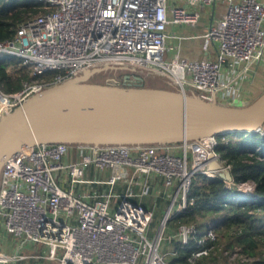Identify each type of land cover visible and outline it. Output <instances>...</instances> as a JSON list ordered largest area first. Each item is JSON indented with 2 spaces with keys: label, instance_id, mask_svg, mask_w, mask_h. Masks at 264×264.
I'll return each instance as SVG.
<instances>
[{
  "label": "built area",
  "instance_id": "2783aa9c",
  "mask_svg": "<svg viewBox=\"0 0 264 264\" xmlns=\"http://www.w3.org/2000/svg\"><path fill=\"white\" fill-rule=\"evenodd\" d=\"M37 1L44 10L0 40V53L20 58L33 77L18 91L0 88V116L48 85L103 66L157 70L179 86L229 101L264 63V0H228L202 35L203 49L212 44L215 58L192 60L165 59L167 24L198 20L178 0ZM45 73L51 81L35 77ZM258 132L264 135V127ZM216 143L215 136L176 143L53 142L12 153L0 169V264H176L170 261L177 255L173 241L186 244L197 229L169 223L192 202L193 176L218 174L208 167L210 152L223 163ZM239 187L250 191L254 184ZM157 206L162 215L152 233ZM216 236L207 228L186 264L207 256Z\"/></svg>",
  "mask_w": 264,
  "mask_h": 264
},
{
  "label": "water",
  "instance_id": "95a60500",
  "mask_svg": "<svg viewBox=\"0 0 264 264\" xmlns=\"http://www.w3.org/2000/svg\"><path fill=\"white\" fill-rule=\"evenodd\" d=\"M113 67L86 69L48 85L0 116V169L12 153L36 143H176L257 132L264 125V88L247 103L231 104L183 86L90 80ZM208 167L231 181L230 169L213 152Z\"/></svg>",
  "mask_w": 264,
  "mask_h": 264
},
{
  "label": "trees",
  "instance_id": "16d2710c",
  "mask_svg": "<svg viewBox=\"0 0 264 264\" xmlns=\"http://www.w3.org/2000/svg\"><path fill=\"white\" fill-rule=\"evenodd\" d=\"M43 10L37 0H0V40L13 36L21 20ZM35 77L49 82L53 75L45 73ZM31 78L20 58L0 53L2 91H18L23 82ZM215 138V151L224 164L230 165L231 183L227 185L219 174L214 177L204 173L193 176L188 193L192 202L184 213L172 218L170 224H193L197 231L186 244L173 241L177 255L170 261L176 264L187 263L186 258L196 240L203 236L202 227L205 226L215 230L217 242L228 239L225 248L239 244V253L257 254V243L264 242V135L258 131L226 132L216 134ZM243 182H252L253 189L248 191L239 187ZM213 252L212 249L207 256L197 259L196 264L214 262ZM253 262L243 261L242 264H264V257Z\"/></svg>",
  "mask_w": 264,
  "mask_h": 264
},
{
  "label": "crops",
  "instance_id": "0c3cea01",
  "mask_svg": "<svg viewBox=\"0 0 264 264\" xmlns=\"http://www.w3.org/2000/svg\"><path fill=\"white\" fill-rule=\"evenodd\" d=\"M227 1L216 0L212 5H204L199 2L185 0L176 1L175 4L185 5L188 10L197 13L198 20L194 24L187 22H170L167 24L165 59L170 60L176 54L189 60L197 59L201 54L214 59L215 47L210 44L207 49H203L204 39L202 35L208 31L211 24L215 23L222 16L226 10ZM257 73V68L254 66L249 72L248 78L240 82V93L233 100L224 101V103H229L230 101L247 103L257 96L263 90L261 84L264 79H261V76L258 78ZM262 77H264L263 74ZM256 79L261 80L258 82Z\"/></svg>",
  "mask_w": 264,
  "mask_h": 264
},
{
  "label": "rangeland",
  "instance_id": "374dc122",
  "mask_svg": "<svg viewBox=\"0 0 264 264\" xmlns=\"http://www.w3.org/2000/svg\"><path fill=\"white\" fill-rule=\"evenodd\" d=\"M264 63H260L257 68V75L258 78L262 74L264 75ZM126 75L133 76L138 75L142 78V84L145 86H151V87H162V88H169V89H178L180 86L177 84L173 79H171L168 75L163 74L157 70H149L146 68H138V67H132V66H126V67H113V68H107L104 70H101L99 72L94 73L90 80L94 81H107L111 80V78H115L116 80H121ZM257 78V77H256ZM261 79H256L258 82ZM261 86L264 88V79L261 84ZM185 90L189 93L195 92L200 93L198 90L191 86L185 85ZM208 98V97H207ZM220 102L224 103V100L218 98L217 99ZM231 104H239L238 101H230ZM162 215V212L160 211V208L157 206L154 208V218L152 220V227L151 231L152 233L156 232L160 217ZM172 225V224H171ZM169 223V227L171 226ZM202 230L205 232L206 226L202 227ZM10 234L6 233V242H8L10 238ZM228 239H219V242H217V238L214 240L215 244L213 247V254L216 259L210 262H206L205 264H242V261H248L253 262L260 260L261 257H264V242L263 240L259 241L257 244V254L254 255H247L245 253L240 254V246L239 244H235L232 248H225ZM165 242H162L161 249H165ZM29 247V246H28ZM28 247H25L22 251L23 252H31L28 250ZM1 248V247H0ZM5 249V248H4ZM171 257V256H170Z\"/></svg>",
  "mask_w": 264,
  "mask_h": 264
},
{
  "label": "flooded vegetation",
  "instance_id": "af4514ba",
  "mask_svg": "<svg viewBox=\"0 0 264 264\" xmlns=\"http://www.w3.org/2000/svg\"><path fill=\"white\" fill-rule=\"evenodd\" d=\"M138 76V75H133L132 77L131 76H128L127 78L126 77H123L121 80H116L115 78H111V80H115L117 81L118 83H131V84H142V79H136L135 77Z\"/></svg>",
  "mask_w": 264,
  "mask_h": 264
}]
</instances>
